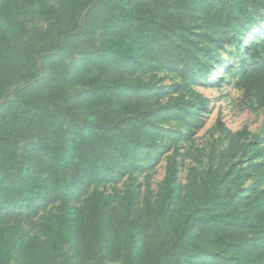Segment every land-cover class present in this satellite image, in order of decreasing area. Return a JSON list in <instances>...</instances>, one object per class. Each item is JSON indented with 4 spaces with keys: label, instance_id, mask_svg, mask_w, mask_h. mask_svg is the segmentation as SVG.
I'll use <instances>...</instances> for the list:
<instances>
[{
    "label": "trees",
    "instance_id": "trees-1",
    "mask_svg": "<svg viewBox=\"0 0 264 264\" xmlns=\"http://www.w3.org/2000/svg\"><path fill=\"white\" fill-rule=\"evenodd\" d=\"M27 15L50 24L30 29ZM263 20L264 0H0V100L31 76L36 58L46 71L0 107V264H59L67 245L79 264L97 250L120 264H264V175L241 187L259 164L224 170L210 159L200 177L191 170L182 195L168 162L153 202L131 183L170 133L163 126L184 121L192 134L208 102L180 93L175 105L155 107L151 100L165 95L155 73L172 70L182 81L209 74L205 44L215 50V36L225 33L248 61L234 85L264 108V38L240 48ZM75 88L83 92L69 95ZM125 174L116 204L118 192L99 186ZM48 205L56 212L32 222Z\"/></svg>",
    "mask_w": 264,
    "mask_h": 264
},
{
    "label": "rangeland",
    "instance_id": "rangeland-1",
    "mask_svg": "<svg viewBox=\"0 0 264 264\" xmlns=\"http://www.w3.org/2000/svg\"><path fill=\"white\" fill-rule=\"evenodd\" d=\"M58 1L50 0L53 4H57ZM85 14L86 11L75 22L74 27L79 32L85 26ZM27 17L30 29L47 28L50 24L47 21L33 18L31 15ZM263 34L264 20L246 30L240 37L241 53H244L245 48L249 46L259 47L264 38ZM215 37L220 40L215 50L209 43L205 44L212 50L207 54L211 60L209 74L194 81H182L177 72L172 70H165L154 75L153 84L156 92H165V95L151 100L155 107L175 105L180 93H182L184 102L195 101L197 96L207 99L208 102L205 108L199 111L200 116L191 128L192 134L188 133V126L184 121H173L168 126H163L164 130L170 133L159 141L161 147L146 162L142 163L138 172L133 175L131 183L140 187L141 199L148 194L151 195L152 202L156 199L160 182L165 175L166 164L171 161L174 162L176 182L182 195L191 178V170L195 169L196 175L200 177L210 167V159H214L215 168L220 164H227L224 170L230 165L246 167L251 166L252 163L259 164L258 170L250 167L251 177L241 184L246 191L253 189L259 177L264 175V156L254 158L257 149L264 146V108L256 109L253 102L244 99L242 91L234 85L236 74L248 64V61L245 58L243 62L241 61L234 45L228 41L225 33ZM28 39V36L22 38L23 41ZM201 46L200 43L197 48L200 49ZM201 55L204 54L201 53ZM42 62L41 59H35L36 67L32 70L31 76L12 86L0 100V107L4 102L13 99L17 88L37 84L43 79L46 71ZM67 92L73 96L82 93L83 89H69ZM218 120L226 128V133L218 129ZM244 128L245 136L236 135ZM252 136L258 138L254 140ZM224 155L227 157L221 161ZM129 183L128 175L125 174L99 187L105 193L110 194L115 189L118 192L117 204ZM263 187L264 182L259 184V188ZM57 208L58 205H48L45 211L38 212L31 221L34 222L44 214L55 213ZM27 228L30 234H33L30 226ZM100 259H103L104 264H120L119 261L112 262L106 259L104 253L97 250L93 261L97 262ZM59 264H79L73 259L68 245L63 249Z\"/></svg>",
    "mask_w": 264,
    "mask_h": 264
}]
</instances>
